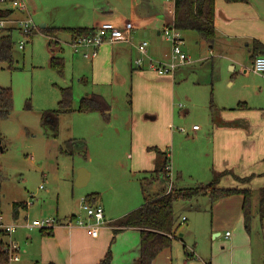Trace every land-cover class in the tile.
<instances>
[{
    "label": "rangeland",
    "instance_id": "obj_1",
    "mask_svg": "<svg viewBox=\"0 0 264 264\" xmlns=\"http://www.w3.org/2000/svg\"><path fill=\"white\" fill-rule=\"evenodd\" d=\"M13 1H0V8L14 9L16 17L32 16L36 28L28 35L13 28L14 61L12 65L0 61V86L10 87L14 97L13 111L0 119V211L9 220H14V202H28L31 205L21 209V218H53L59 224L71 218L73 224L78 219L88 222L82 202L87 203L89 195L96 194L107 221H115L143 204L141 180L152 177L156 160H164L167 155L171 181L177 188L208 183L217 168L215 154L221 151L215 143L212 119L217 120L224 108L240 103L264 109V75L242 73L240 65L218 57L217 49L200 43L196 31L183 33L190 61L170 83L157 78L152 70L136 69L128 54L116 63L109 58L95 64L68 44L73 39L68 30L56 35L62 52L58 45L50 46L43 24L48 29L92 27L96 13L109 11L107 0H19L26 3L28 11L18 10ZM109 1L118 8L115 15L128 18L130 0ZM144 5L145 1L139 8ZM167 41L172 50V42ZM131 47L137 51L136 44ZM52 48L64 58L63 73L51 65ZM116 68L126 77H116ZM140 71L154 73L144 78L148 84L134 78ZM108 73L113 75L111 80L103 83L98 79ZM169 83L167 114L163 102ZM68 86L73 93L72 110L58 115L55 128L44 114L59 108L61 89ZM94 93L105 98L109 117L98 109L80 110L82 98ZM151 111L162 115L156 121H145L144 114ZM194 125L201 129L196 132ZM71 139L79 141L73 152L67 144ZM81 169L90 175L85 185L77 183ZM193 205L184 210L188 220L180 217L177 231L193 257L187 256L182 241L176 238L158 253L153 264H201V258L222 252L226 230L235 234L234 226L226 227L222 213L210 208L207 196L199 197ZM198 206L205 209L197 210ZM215 214L223 235L213 238ZM262 224L264 215L263 219L255 216L249 231L257 250L264 248ZM57 227L51 228L53 232ZM42 229L51 230H18L21 260L11 264H52L43 246L44 236L52 235ZM121 236L117 233L111 250L117 248Z\"/></svg>",
    "mask_w": 264,
    "mask_h": 264
},
{
    "label": "crops",
    "instance_id": "obj_2",
    "mask_svg": "<svg viewBox=\"0 0 264 264\" xmlns=\"http://www.w3.org/2000/svg\"><path fill=\"white\" fill-rule=\"evenodd\" d=\"M144 1L145 5L143 8H139ZM129 2L130 9L128 18L115 15L114 11L118 8L116 5L111 4L109 0H107L109 11L106 10L107 12L102 11L98 14L96 13V19L92 27H96L101 22L107 20L121 23L125 19L134 21L137 27L133 31L134 38L132 43L125 41L104 43L101 46V48L103 47L101 56L98 54L99 58L95 57L91 59L95 64L109 58H112L116 63L118 60L124 59L126 54H128L131 60L135 59L138 51L131 46L144 39L149 41L148 51L152 56L162 58L170 54V45H168L167 39L162 35V30L159 29L160 27H165L174 19L173 0L168 4L159 3L156 0H130ZM44 27L45 24L42 25V28ZM215 27L217 29V38L211 50L217 49L219 53L218 57L240 65V71L242 73L250 74L253 72L255 41L264 43V0H245L233 3L216 0ZM71 38L72 36L70 35ZM55 40L59 43L57 37ZM200 43L207 45L202 41ZM57 48L60 52L63 51L60 45ZM82 49L86 50L87 48ZM78 52L83 55L81 49ZM212 65L217 68L214 61H212ZM232 66L234 67V64ZM185 67L186 64L180 66L173 76L166 77L157 75V78L165 79L173 83L177 74L185 71ZM150 73L152 72L140 71L134 74V78L142 81L146 85L149 81L146 82L144 78ZM115 74L118 78L119 76H125L119 68L115 69ZM95 76L98 77L97 74ZM110 76L111 73H108L104 74L102 78L98 77V79L106 83V81L112 79H109ZM170 83L167 84L168 95L163 102L166 110L165 113L167 114V99L169 101V94L171 92L170 85H172ZM161 115L162 113L158 111L146 112L143 119L145 121H156ZM212 123L215 127L213 128L215 143L221 148V151L215 154L217 168L213 170H220V172L224 170L233 171L241 177L256 174L247 183L240 182L231 174H226L222 178L220 185L224 187L232 186L252 189L254 192L253 202L255 211H257L259 189L264 185V109L250 106L249 108L239 109L224 108L220 117L217 120L212 119ZM200 129L194 130L197 132ZM89 177V173L85 169H81L77 181L85 185ZM162 181H154L151 185V190L153 192H160L166 186ZM97 199L95 200V204H100ZM189 206L191 205L186 206L183 203H178L177 207L181 209V217L185 215L183 214L184 210ZM210 208L215 213L217 211L221 212L223 220L228 223L226 227L232 225L236 229V232L233 234L230 230H226L224 233L225 241L222 243V252L215 254L212 252L209 257L201 258V264H264V248L262 247L257 250L249 236L250 232L243 227L245 225L243 196L241 194H234L219 200L213 205L210 202ZM204 209L203 206H200L197 210ZM257 215L259 216L258 213L255 216ZM87 219L89 221L88 216ZM219 219L215 214V220L212 226L213 238L223 235L221 228L215 223ZM21 220L22 218L19 216L17 221L20 222ZM113 222L108 221L107 225L102 226L97 237L92 235L89 226L77 224L57 225L58 227L54 229L52 236H44L43 238V246L45 244L48 261L52 264L99 263L107 252L111 250L112 243L117 238V234L114 232ZM18 230L15 234L17 239L19 234ZM228 231L230 232L229 235H227ZM262 231L264 234V224H262ZM121 234L119 245L117 248L111 250L112 262L113 264H133L138 260L140 255V230L133 227L126 228L121 231ZM178 237H180L179 239L183 243L187 256L193 257V252H189L188 248H186L187 246L183 236L180 235ZM262 245H264V242Z\"/></svg>",
    "mask_w": 264,
    "mask_h": 264
},
{
    "label": "trees",
    "instance_id": "obj_3",
    "mask_svg": "<svg viewBox=\"0 0 264 264\" xmlns=\"http://www.w3.org/2000/svg\"><path fill=\"white\" fill-rule=\"evenodd\" d=\"M1 1V0H0ZM228 2H239L245 0H225ZM174 2V27L182 33L193 30L199 35L200 41L206 43L211 49L214 47L217 34L215 27L216 0H173ZM15 10L12 8H0V17L14 15ZM170 22L169 24H171ZM167 24V25H169ZM14 29H0V61L8 62L12 65L15 41L12 31ZM60 30H68L72 34V38L85 36L94 33L95 27H73V28H43V32L49 36V44L56 48L58 41L55 40L57 32ZM33 33V32H31ZM30 33V34H31ZM254 59L258 55H264V43L255 41ZM52 48L51 65L60 73L64 72V58L55 54ZM62 97L59 101L57 110L45 112L44 116L48 123L57 128L58 115L63 112L72 110L73 93L70 86L62 88ZM14 108V97L10 87L0 86V119L8 117ZM237 108H248L246 103H240ZM103 111L109 117V105L105 98L100 94H91L82 98L80 110ZM79 142L75 139L68 141L69 152H73V147ZM83 141H80V143ZM85 144V143H84ZM86 147V146H85ZM83 146V148H85ZM158 150V148H155ZM264 161V159H263ZM170 165L169 156L164 160H156V167L152 177H143L141 180V190L144 197L143 204L125 214L123 217L115 220V234L126 228H137L141 233L140 255L138 260L133 264H153L158 253L171 246L173 239L180 238L177 231L180 227L181 209L177 207L178 203L187 202L192 208L193 202L199 197L207 196L211 204H215L221 199L234 194L243 196V214L246 230L250 231L252 222L255 217V205L253 202L254 192L249 188L224 187L220 182L226 174H231L240 182H250L256 174L241 177L233 171L224 170L217 172L213 170V176L208 183H198L195 186L177 188L171 181L167 166ZM264 175V173H263ZM163 180L165 187L160 192H153L151 185L154 181ZM96 194L89 195L87 203L93 205L97 199ZM200 208V206H198ZM20 209H28L27 202H14L13 214L14 219H19ZM256 213L263 219L264 215V185L259 189V202ZM22 218V221L26 219ZM51 229V228H50ZM46 233L52 235L53 230L42 229ZM9 255L4 250L2 241L0 240V264H8ZM97 264H113L112 251L109 250L105 257Z\"/></svg>",
    "mask_w": 264,
    "mask_h": 264
},
{
    "label": "built area",
    "instance_id": "obj_4",
    "mask_svg": "<svg viewBox=\"0 0 264 264\" xmlns=\"http://www.w3.org/2000/svg\"><path fill=\"white\" fill-rule=\"evenodd\" d=\"M5 1V0H1ZM13 6L20 11H28L27 5L24 1L14 0ZM29 13V12H27ZM136 23L132 20L125 19L121 23H117L112 20L101 22L95 27L94 33L85 36H78L71 40L70 44L75 51H80V48H87L83 51V56L87 59H92L98 56L99 47L104 43H116L120 41L133 42V31L136 28ZM19 28L21 32L28 35L36 28L35 22L32 16L28 15L23 18L16 17L14 15L7 17H0V29ZM164 37L172 42L171 53L162 58H156L152 56L148 51L149 41L147 39L142 40L136 44L138 56L134 59V66L138 70L149 69L155 72L158 76H173L177 69L187 64L190 61V56L185 50V42L183 33L174 27V19L171 24L166 25L162 31ZM24 42L20 43V47L24 48ZM253 70L257 73L264 75V55H258L253 62ZM193 129H199L198 125H194ZM170 168L167 169L170 176ZM171 178V177H170ZM83 209L86 210V214L89 217V221L84 219H78L77 225L89 226L91 228L92 235L97 237L102 226L107 225L108 221L105 217V210L101 204H89L82 202ZM31 203L27 202L29 207ZM183 221L187 220L186 216L182 217ZM73 224V218H71L65 224H59L57 220L53 218L34 219L30 221L27 217L20 222L17 220H9L0 211V240L4 250L9 255V262H18L20 258V243L15 234L20 227L27 229L34 228H52L55 225H71ZM230 232H227L229 235Z\"/></svg>",
    "mask_w": 264,
    "mask_h": 264
},
{
    "label": "water",
    "instance_id": "obj_5",
    "mask_svg": "<svg viewBox=\"0 0 264 264\" xmlns=\"http://www.w3.org/2000/svg\"><path fill=\"white\" fill-rule=\"evenodd\" d=\"M185 50H187V47H185ZM78 185H82L80 181H77Z\"/></svg>",
    "mask_w": 264,
    "mask_h": 264
}]
</instances>
